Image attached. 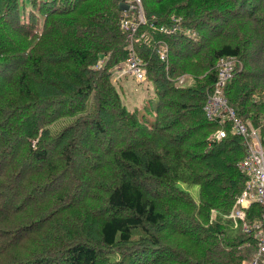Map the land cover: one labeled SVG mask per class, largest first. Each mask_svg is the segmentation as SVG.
Listing matches in <instances>:
<instances>
[{
  "label": "trees",
  "instance_id": "trees-1",
  "mask_svg": "<svg viewBox=\"0 0 264 264\" xmlns=\"http://www.w3.org/2000/svg\"><path fill=\"white\" fill-rule=\"evenodd\" d=\"M127 2L0 0V264H242L257 248L223 216L242 136L205 105L232 57L221 95L264 139V0H141L132 34ZM132 51L147 79L130 107L113 70Z\"/></svg>",
  "mask_w": 264,
  "mask_h": 264
},
{
  "label": "built area",
  "instance_id": "built-area-1",
  "mask_svg": "<svg viewBox=\"0 0 264 264\" xmlns=\"http://www.w3.org/2000/svg\"><path fill=\"white\" fill-rule=\"evenodd\" d=\"M134 4L130 6V9L137 7V2L140 4L141 0H133ZM124 12L123 27L128 29L132 28L131 34L136 30L138 22L132 19V15L128 16V12ZM139 21L145 19L144 13L141 8L138 12ZM234 59L232 57H223L220 59V78L218 81V87L214 95L210 97L208 103L205 105V109L209 117L215 115H221L233 120L235 131L242 136L245 145V155L238 162L239 168L246 174L247 179L245 182V188L237 198V201L233 207V210L227 215L233 218L235 221L240 219L242 228L250 232L253 230L255 237L257 238L258 248L254 252L253 257L250 260L245 261L243 264H262L264 263V226L262 222H248L246 221L245 208L249 207L250 203L256 201L264 205V143L259 131L250 125V130L240 118L235 115L234 110L228 106L226 99L221 95V86L225 84L226 80L232 75ZM119 74L131 73L137 77V79H143L145 76V70L140 62L139 57L132 51L125 62V66L118 71ZM215 137L220 138L225 135V131L219 130L215 134ZM214 137V136H213ZM264 217V212H263Z\"/></svg>",
  "mask_w": 264,
  "mask_h": 264
},
{
  "label": "rangeland",
  "instance_id": "rangeland-1",
  "mask_svg": "<svg viewBox=\"0 0 264 264\" xmlns=\"http://www.w3.org/2000/svg\"><path fill=\"white\" fill-rule=\"evenodd\" d=\"M125 5V4H123ZM143 11V10H142ZM144 13V12H143ZM124 87H126L123 97L128 104V106H132L133 104L139 103L142 95L145 92L144 85L142 82H137L135 79L130 78L122 81ZM142 85V86H141ZM70 119H60L57 122L53 123V130H57L59 128H63L65 124L69 123ZM264 137V136H263ZM183 186L189 188L193 197L197 198L199 196V187L196 184L183 183Z\"/></svg>",
  "mask_w": 264,
  "mask_h": 264
},
{
  "label": "crops",
  "instance_id": "crops-1",
  "mask_svg": "<svg viewBox=\"0 0 264 264\" xmlns=\"http://www.w3.org/2000/svg\"><path fill=\"white\" fill-rule=\"evenodd\" d=\"M126 79H124L123 81H125ZM123 87H124V85H123ZM124 88H126V87H124Z\"/></svg>",
  "mask_w": 264,
  "mask_h": 264
},
{
  "label": "bare ground",
  "instance_id": "bare-ground-1",
  "mask_svg": "<svg viewBox=\"0 0 264 264\" xmlns=\"http://www.w3.org/2000/svg\"><path fill=\"white\" fill-rule=\"evenodd\" d=\"M165 28V27H164ZM171 31H173V30H171Z\"/></svg>",
  "mask_w": 264,
  "mask_h": 264
}]
</instances>
